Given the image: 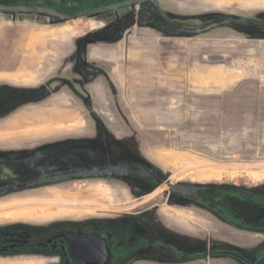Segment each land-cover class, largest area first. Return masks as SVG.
<instances>
[{
  "label": "rangeland",
  "instance_id": "obj_1",
  "mask_svg": "<svg viewBox=\"0 0 264 264\" xmlns=\"http://www.w3.org/2000/svg\"><path fill=\"white\" fill-rule=\"evenodd\" d=\"M123 1L127 0H0V4L72 14ZM237 18L264 23V0H151L72 22L0 13V86L17 90L35 86L33 90L42 92L14 116L0 117V172L23 181L119 166L154 170L178 184L230 186L264 194V29L229 25L200 35L186 33ZM130 31L136 42L151 36V102H141L143 108L151 104V116H142L137 106H130L127 114H133L125 116L114 88L100 105L90 102L86 75L91 70L78 66L77 71L86 74L81 78L72 65L75 44L84 53L90 40L108 43ZM51 117L54 123L41 121ZM5 183L0 179V186ZM204 202L212 206L207 208ZM257 202L264 204V199L208 192L200 202L184 203L171 188L134 178L67 181L0 197V230L155 219L187 240V254L224 244L232 252H249L252 264H264V235L212 224L223 214L228 220L264 228V205ZM0 264L35 263L0 260ZM181 264L242 263L215 257Z\"/></svg>",
  "mask_w": 264,
  "mask_h": 264
},
{
  "label": "flooded vegetation",
  "instance_id": "obj_2",
  "mask_svg": "<svg viewBox=\"0 0 264 264\" xmlns=\"http://www.w3.org/2000/svg\"><path fill=\"white\" fill-rule=\"evenodd\" d=\"M41 94L42 92H37V90H17L0 86V117L10 116L25 105L29 99H35ZM42 177L16 181L0 172V179L6 182L0 186V189L11 186L14 182H27L28 185H31ZM149 183L155 184L152 181ZM208 192L224 196L230 194L245 200L264 199V194L258 192H256L257 195L250 197L227 190H204L199 191L197 200L191 202L202 201L203 195ZM176 197L180 202L190 201L177 194ZM204 203L207 208L212 206L208 202ZM257 203L264 205L261 202ZM221 218V221L212 224H231L238 230L264 235V228L228 220L223 214H221ZM54 224L56 225L47 230L25 227L1 229L0 260L10 263L35 264H139L140 262L151 263V261L163 264H181L206 258L225 257L234 258L242 264H252L249 261V252L243 253L244 255L232 252L228 250L229 248H225L224 244H215L209 248L210 250L187 254L189 248L187 240L182 238L181 234L178 236L177 232L169 230L170 226H165V222L155 219L152 221L90 220L79 224L63 222ZM168 224L178 223L169 222ZM178 227L182 230L180 226ZM178 227L176 226V228Z\"/></svg>",
  "mask_w": 264,
  "mask_h": 264
},
{
  "label": "crops",
  "instance_id": "obj_3",
  "mask_svg": "<svg viewBox=\"0 0 264 264\" xmlns=\"http://www.w3.org/2000/svg\"><path fill=\"white\" fill-rule=\"evenodd\" d=\"M108 33V36H112L110 32ZM125 34L108 43H94L93 40H90L84 53L79 52L77 48L79 44H75L72 65L75 68V74L81 78L86 74L83 71H77L78 66H81L82 70L85 69L84 67L91 70L90 74L86 75L87 78H90L88 80L90 82L88 86L90 102H98L100 105L101 101L108 100V95L114 88L118 93L115 99L119 101L125 116L133 114H127V109L130 106H137L138 110L142 109V116H151V104L148 103L147 107H141V102H151V75L149 72V68H151V36L141 37L136 42L131 40L133 32ZM83 54L84 56H82ZM82 57L85 62H79ZM140 69L146 72L141 73ZM7 73L9 72L5 71V74ZM22 87H25L23 89L26 90H33L35 86ZM64 93L67 94L66 91ZM57 95L60 93L52 95L42 105H46ZM82 99L84 102H88L87 98L82 97ZM90 111L94 113L95 110L90 108ZM15 112L10 116L16 114ZM49 119L43 118L41 121L54 123L56 120L53 117Z\"/></svg>",
  "mask_w": 264,
  "mask_h": 264
},
{
  "label": "water",
  "instance_id": "obj_4",
  "mask_svg": "<svg viewBox=\"0 0 264 264\" xmlns=\"http://www.w3.org/2000/svg\"><path fill=\"white\" fill-rule=\"evenodd\" d=\"M150 1L151 0H127L110 6L95 7L72 14L64 13L53 8L42 7V6H8V5L0 4V13L11 14V15H39L60 22H72L78 19L96 16V15L117 13L133 7L143 6L149 3ZM229 25L250 26V27L264 29L263 22L248 20L245 18H237V19L224 20L221 23L213 24L204 29L191 30V31L189 30L186 31V33L190 35H200L207 33L211 30H214L216 28L222 26H229ZM100 178H134L144 182L152 181L155 183V185H160V186L168 182V179L161 177L154 170L137 171L130 168L119 167V166L82 168L72 172L56 174L48 177H42L41 179L34 181L31 185H28L27 182H14L11 186L0 189V197L24 189L28 186L30 187V186H39L41 184H54V183L67 182V181L92 180V179H100ZM171 189L180 197L184 199H188L190 201H196L198 197V192L204 190H212V191L227 190L242 195H248L250 197H253L258 194L253 191L230 187V186L201 188V187L191 186L188 184H177Z\"/></svg>",
  "mask_w": 264,
  "mask_h": 264
},
{
  "label": "bare ground",
  "instance_id": "obj_5",
  "mask_svg": "<svg viewBox=\"0 0 264 264\" xmlns=\"http://www.w3.org/2000/svg\"><path fill=\"white\" fill-rule=\"evenodd\" d=\"M67 119V118H66ZM178 183H175V182H173L172 180H170V179H168V182L166 183V184H164V185H162V186H164V188H173L175 185H177ZM68 209H72V208H70V207H68Z\"/></svg>",
  "mask_w": 264,
  "mask_h": 264
},
{
  "label": "trees",
  "instance_id": "obj_6",
  "mask_svg": "<svg viewBox=\"0 0 264 264\" xmlns=\"http://www.w3.org/2000/svg\"><path fill=\"white\" fill-rule=\"evenodd\" d=\"M96 7H99V6H96ZM95 8V7H94Z\"/></svg>",
  "mask_w": 264,
  "mask_h": 264
}]
</instances>
